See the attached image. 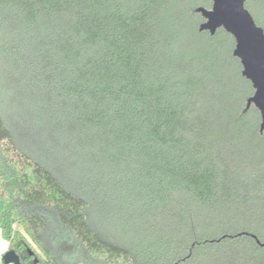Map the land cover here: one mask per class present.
Wrapping results in <instances>:
<instances>
[{
	"label": "trees",
	"instance_id": "16d2710c",
	"mask_svg": "<svg viewBox=\"0 0 264 264\" xmlns=\"http://www.w3.org/2000/svg\"><path fill=\"white\" fill-rule=\"evenodd\" d=\"M211 5L0 0V232L21 264H264V132L233 38L198 31ZM62 170L94 183V227Z\"/></svg>",
	"mask_w": 264,
	"mask_h": 264
},
{
	"label": "water",
	"instance_id": "95a60500",
	"mask_svg": "<svg viewBox=\"0 0 264 264\" xmlns=\"http://www.w3.org/2000/svg\"><path fill=\"white\" fill-rule=\"evenodd\" d=\"M247 0H212L210 9L198 7L203 22L199 32L214 36L224 30L234 40L232 56L241 66V75L250 82L253 94L246 100L245 110L254 107L260 116L259 133L264 132V30L259 27L245 8ZM264 2V0H261ZM264 248V243L257 241ZM1 259L3 264H21L12 250H7Z\"/></svg>",
	"mask_w": 264,
	"mask_h": 264
},
{
	"label": "rangeland",
	"instance_id": "374dc122",
	"mask_svg": "<svg viewBox=\"0 0 264 264\" xmlns=\"http://www.w3.org/2000/svg\"><path fill=\"white\" fill-rule=\"evenodd\" d=\"M246 3H247V5H246ZM246 3H245V8L247 7L248 8L247 10H249L251 12V14H253V16L252 15L251 16L254 17L257 22H259V23L263 22L264 23V17H263L264 16V13H263L264 7L259 5L256 2H254L253 0H249V1L247 0ZM187 37H188V39H190L189 41H195L194 37H192L190 35ZM224 42H225V49H227V50L230 49L231 42L228 39H226ZM230 67H235L234 61H231V63L228 66L227 65L224 66L223 69H229ZM7 96H8L6 98L7 101L12 99V97L10 95H7ZM8 105L10 107V102H8ZM9 112H10V110L6 111V113L8 115H9ZM66 169H68V168H66ZM62 172H63V175H62L63 179L67 183L68 187L74 188L77 191H81L87 197V199L90 203V206L88 209V214H89V219H90L89 222L94 227V183L85 178L89 174H94L93 167L88 168V167L84 166V174H85L84 179L78 178L77 176L76 177L71 176L70 173H73V172L72 171L69 172V170H64V171L62 170ZM62 172L60 171V173H62ZM97 224H99V222L96 221V225ZM104 228H107V226H105ZM15 229H17L21 233H23V230L21 229V227L15 226ZM109 229L107 230L108 233L111 232V230H109ZM27 240L31 243V241L28 239V237H27ZM31 246L39 256L43 257L42 253L36 248V246H34L32 243H31Z\"/></svg>",
	"mask_w": 264,
	"mask_h": 264
},
{
	"label": "crops",
	"instance_id": "0c3cea01",
	"mask_svg": "<svg viewBox=\"0 0 264 264\" xmlns=\"http://www.w3.org/2000/svg\"><path fill=\"white\" fill-rule=\"evenodd\" d=\"M8 244L5 240H3L0 232V257L7 251Z\"/></svg>",
	"mask_w": 264,
	"mask_h": 264
},
{
	"label": "built area",
	"instance_id": "2783aa9c",
	"mask_svg": "<svg viewBox=\"0 0 264 264\" xmlns=\"http://www.w3.org/2000/svg\"><path fill=\"white\" fill-rule=\"evenodd\" d=\"M0 264H3V261H2V259H1V257H0Z\"/></svg>",
	"mask_w": 264,
	"mask_h": 264
}]
</instances>
